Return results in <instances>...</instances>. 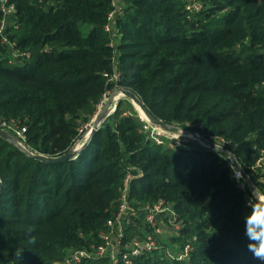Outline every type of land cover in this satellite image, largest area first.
<instances>
[{"label":"trees","instance_id":"1","mask_svg":"<svg viewBox=\"0 0 264 264\" xmlns=\"http://www.w3.org/2000/svg\"><path fill=\"white\" fill-rule=\"evenodd\" d=\"M5 3L14 10L5 17L0 5V123L24 129L30 150L71 151L82 123L121 87L164 122L193 124L226 144L264 197V0ZM123 103L61 162L0 136V264H67L72 252L105 245L100 233L115 220L129 174L132 207L168 202L181 224L172 241L190 247L185 260L154 250L130 264H261L245 235L253 192L225 156L152 142ZM137 230L126 226L123 243Z\"/></svg>","mask_w":264,"mask_h":264},{"label":"rangeland","instance_id":"2","mask_svg":"<svg viewBox=\"0 0 264 264\" xmlns=\"http://www.w3.org/2000/svg\"><path fill=\"white\" fill-rule=\"evenodd\" d=\"M196 5L199 7L200 3H197ZM12 52H13L12 54L13 58L21 57V55L17 54L16 51L15 52L12 51ZM116 89L117 88L107 91V93L105 94L104 100L102 104L98 107L97 112L94 115V117L90 120L88 124L82 123L81 132H80L81 135L70 152H74V153L77 152V150L86 141L87 137L88 138L91 137L92 133H95L100 127H102L106 122L110 120V116L116 110L117 101L124 102L123 103L124 108H126L128 114H134L138 118L141 115V113L145 114V112L137 105V103H135L132 99L121 95L119 92H117ZM193 127H194L193 124H188L186 127H182L181 125L177 123H174V124L166 123V131L168 132V136L170 137V139L177 142L175 144L177 147L176 149L182 148L189 152L195 151L196 149L198 150L199 149H212L215 151H219L222 153V155L225 156L229 164H231L233 168L237 171V169L233 165L231 157L228 156L224 152V151H232V150L230 148L228 149V146L224 144L223 142H219L214 139H210V141L214 144V146L211 145L209 142H206L205 140H203L204 137L201 135V133L198 132L197 130H194ZM0 128L6 131L7 134L11 136L12 140L17 145H19V147L23 149L28 155L38 154L34 152L33 150H30L28 146L23 142V139L19 137V135H15L11 131L4 129L2 127ZM238 179L241 184V187L246 188L247 186L244 184V182H241L239 176H238ZM260 197L262 200H264V197L262 196ZM131 211H132L133 223H135V225L139 227V230H137L136 232V235H138V237L143 236L142 238H145L147 236L154 235L155 233L154 231L152 232L151 229H152V225L154 223H157L160 227V232L157 233V235L153 236L156 238L157 244H166L167 249L170 252H172L173 254H180L181 249H182L181 245L179 243L172 241V238L178 235L177 231L173 229V227L168 221L161 219L158 216V214L154 210H152V208H148L147 206L133 208ZM151 219H153V224L150 223ZM120 233L121 232L112 234L109 239L108 246L104 247L102 250V254L104 256L109 257L108 264H119V260H120L119 252L122 247L121 245H119ZM94 253L98 254L97 251H95Z\"/></svg>","mask_w":264,"mask_h":264},{"label":"built area","instance_id":"3","mask_svg":"<svg viewBox=\"0 0 264 264\" xmlns=\"http://www.w3.org/2000/svg\"><path fill=\"white\" fill-rule=\"evenodd\" d=\"M0 1H1L0 5L2 11L6 17L9 13H11L14 10V6L13 5L7 6V4L5 3L7 2V0H0ZM189 6L196 7L197 5L196 3H194L193 5H189ZM6 23L7 20L4 19L0 26L1 31L5 29ZM107 29L108 30L111 29V26H107ZM5 40L6 42H8L6 38ZM117 78L118 76L116 74L110 80ZM103 100L100 102L98 107L102 104ZM139 118L142 120L143 123L142 131L147 135V137L152 142L159 145L168 146L174 149L177 148L175 145L177 142L170 139L165 127H162L158 124H154L144 113H141ZM0 127L11 131L15 135H19V137H21L23 139V142L26 144L24 129L13 127L5 122L0 123ZM235 174L237 178L238 176L240 177V173L236 170H235ZM131 179H132V175L131 174L127 175L125 179V187L123 189V194L120 200V207L117 212V215L115 216V220L108 222L109 229L105 231H101L100 233L103 239L105 240V245H100L98 246V248H94L92 250H88V249L76 250L67 257V264H77L92 257L104 256L102 254L103 248L108 246L111 235L118 232H121L119 245H121L122 247L119 252L120 254L119 257L121 258L122 264H130L134 257H140L143 254L153 252L154 250H159V252L163 253L166 257L175 258L178 260H185L188 258L190 252V247L188 246H185L184 249H181L180 254H173L167 249V245L157 244L156 238L153 236L157 235V233L160 232V227L157 223L153 224V219H151L150 223L153 224L152 232L154 231L155 233L154 235L147 236L145 238H134L128 244L123 243L124 229L126 226L133 223V217L131 211L133 207L131 205V200H130L131 190L129 187V183ZM144 206H147L148 208H152V210H154L161 219L168 221L171 224L173 229L177 231V234L179 233L181 224L178 213L172 208V206L168 202L164 200H160L159 203H156L153 206L150 205H144ZM164 247H166V249H164ZM95 251H97L98 254H95L94 253Z\"/></svg>","mask_w":264,"mask_h":264},{"label":"water","instance_id":"4","mask_svg":"<svg viewBox=\"0 0 264 264\" xmlns=\"http://www.w3.org/2000/svg\"><path fill=\"white\" fill-rule=\"evenodd\" d=\"M117 92H121L123 94V96H126L127 98L132 99L135 103H137V105L145 112L146 116L154 123V124H158L162 127L166 128V122H164L163 120L157 118L156 116H154V114L148 109V107L144 104V102L141 101V99L137 96V94L129 89H125V88H117L116 89ZM119 101H117L116 107L118 105ZM0 136L9 139L10 141H12L13 143H15L11 136L9 134H7L6 131H4L3 129L0 128ZM93 136V133L91 135V137H87L86 141L83 143V145L78 149L79 151L91 140ZM203 140H205L206 142H209L211 145L214 146V144L209 140L204 138ZM77 152H68L65 153L59 157H47L45 155L42 154H33L31 156L40 159L42 161L45 162H49V163H57V162H61L70 158H73L74 156H76L78 154ZM224 151V150H223ZM228 156L231 157L233 165L235 166V168L237 169V171L240 173V177H242L245 181V185L258 197V202L259 203H264V200L261 199L260 195L258 194V192L256 191V187L255 185L252 183V181L250 180V178L248 177L247 173L245 172L244 168L242 167V165L239 163L238 159L236 158L235 154L232 151H224ZM2 189H3V183L2 180L0 179V196L2 193Z\"/></svg>","mask_w":264,"mask_h":264},{"label":"clouds","instance_id":"5","mask_svg":"<svg viewBox=\"0 0 264 264\" xmlns=\"http://www.w3.org/2000/svg\"><path fill=\"white\" fill-rule=\"evenodd\" d=\"M258 197L253 193L248 205L250 213L245 218V235L249 240L248 251L255 260L264 264V203H256ZM24 248L16 249L15 255L22 258Z\"/></svg>","mask_w":264,"mask_h":264},{"label":"bare ground","instance_id":"6","mask_svg":"<svg viewBox=\"0 0 264 264\" xmlns=\"http://www.w3.org/2000/svg\"><path fill=\"white\" fill-rule=\"evenodd\" d=\"M121 95H123L121 92H119Z\"/></svg>","mask_w":264,"mask_h":264}]
</instances>
